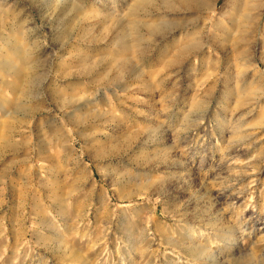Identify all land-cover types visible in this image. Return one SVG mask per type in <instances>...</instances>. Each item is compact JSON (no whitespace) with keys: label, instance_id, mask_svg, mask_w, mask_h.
Segmentation results:
<instances>
[{"label":"rangeland","instance_id":"374dc122","mask_svg":"<svg viewBox=\"0 0 264 264\" xmlns=\"http://www.w3.org/2000/svg\"><path fill=\"white\" fill-rule=\"evenodd\" d=\"M166 1L0 0V264H264V0Z\"/></svg>","mask_w":264,"mask_h":264},{"label":"bare ground","instance_id":"6f19581e","mask_svg":"<svg viewBox=\"0 0 264 264\" xmlns=\"http://www.w3.org/2000/svg\"><path fill=\"white\" fill-rule=\"evenodd\" d=\"M190 1H193V0H170V1H166L165 2V5H166L167 8H174V9H176L177 8V5H179V7L185 6L187 3H190ZM212 1L214 2V5H215V0H212ZM225 8H226V5H224L221 8V11L219 12V15H223L224 14ZM254 17H255V15H253V13L251 15L247 16L248 19H250V18L251 19H254ZM213 23L215 24V23H218V22H217V20H215ZM218 25H220V26L223 27V24L222 25L221 24H218Z\"/></svg>","mask_w":264,"mask_h":264}]
</instances>
